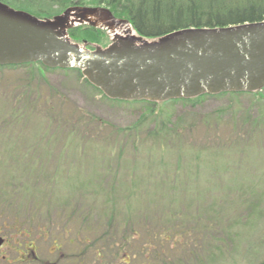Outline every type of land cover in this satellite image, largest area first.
I'll return each mask as SVG.
<instances>
[{"label":"rangeland","instance_id":"rangeland-1","mask_svg":"<svg viewBox=\"0 0 264 264\" xmlns=\"http://www.w3.org/2000/svg\"><path fill=\"white\" fill-rule=\"evenodd\" d=\"M256 101L247 93L195 104L109 99L76 70L1 68L0 258L29 241L40 255L58 238L60 264H73L80 222L88 216L89 228L114 212L154 249H174L153 245L160 229L190 230L173 250L182 264H264V104Z\"/></svg>","mask_w":264,"mask_h":264},{"label":"water","instance_id":"water-1","mask_svg":"<svg viewBox=\"0 0 264 264\" xmlns=\"http://www.w3.org/2000/svg\"><path fill=\"white\" fill-rule=\"evenodd\" d=\"M83 23L107 28L111 42L94 50L73 42L67 29ZM36 61L80 69L111 99L163 101L252 92L264 87V20L181 28L148 39L106 7L74 5L41 19L0 1V65Z\"/></svg>","mask_w":264,"mask_h":264},{"label":"trees","instance_id":"trees-1","mask_svg":"<svg viewBox=\"0 0 264 264\" xmlns=\"http://www.w3.org/2000/svg\"><path fill=\"white\" fill-rule=\"evenodd\" d=\"M17 9H24L39 17H52L62 12L66 7L78 5H100L107 6L114 16L125 18L130 21L138 34L155 39L167 32L181 28H214L246 22L264 20V0H1ZM68 35L73 42L83 44L87 48L94 49L97 45L106 46L110 36L106 29L81 24L68 30ZM42 65L40 62L27 63L23 65L4 66L15 68L26 65ZM4 67H0L4 68ZM81 72L78 69H71ZM86 84H89L84 79ZM92 86L91 84H89ZM93 87V86H92ZM100 92L99 89L93 87ZM264 88L251 93L247 92H225L222 94L247 93L254 95L256 102L264 104ZM101 93V92H100ZM102 94V93H101ZM103 95V94H102ZM104 96V95H103ZM215 95H200L190 99H175L174 101H187L197 103L204 97ZM105 97V96H104ZM6 203L0 202V209ZM1 211V210H0ZM80 222L77 227L76 239L80 245L74 247L69 259L73 264H79L77 259L88 260L90 264H182L174 258V253L182 247L183 242H188L190 233L183 227H175L173 232L168 229H160L156 236L151 235L153 245L157 243L173 242L174 253L170 249L160 246L155 248L148 244L147 235L134 229V223L128 217L120 222L115 218L114 212H110L106 223L100 220L92 221L89 228L88 216ZM80 219V218H79ZM75 219V223L79 222ZM87 222V223H86ZM104 224V228L103 225ZM86 225V226H87ZM173 226V225H172ZM174 227V226H173ZM103 228V229H101ZM188 232V233H187ZM181 234V235H180ZM191 246L190 243H188ZM151 246V247H150ZM80 247H83L80 251ZM183 249L188 250L184 245ZM154 257H153V256ZM169 256V257H168ZM171 262L163 263L164 259ZM140 258V260H139ZM74 259V261H73ZM202 264V258L197 260Z\"/></svg>","mask_w":264,"mask_h":264},{"label":"flooded vegetation","instance_id":"flooded-vegetation-1","mask_svg":"<svg viewBox=\"0 0 264 264\" xmlns=\"http://www.w3.org/2000/svg\"><path fill=\"white\" fill-rule=\"evenodd\" d=\"M60 258V243L53 239L51 244H47L46 249L40 255L35 243L29 241L24 244L21 251H17L15 258H8V256L2 255L0 261L6 264H60Z\"/></svg>","mask_w":264,"mask_h":264},{"label":"bare ground","instance_id":"bare-ground-1","mask_svg":"<svg viewBox=\"0 0 264 264\" xmlns=\"http://www.w3.org/2000/svg\"><path fill=\"white\" fill-rule=\"evenodd\" d=\"M87 6H90V4H88ZM59 14H61V12L60 13H57V14H54L53 16H56V15H59ZM96 48V47H95ZM94 48V49H95ZM90 49V48H89ZM94 49H90V50H94ZM13 65H15V64H13ZM8 66H10V65H8Z\"/></svg>","mask_w":264,"mask_h":264}]
</instances>
